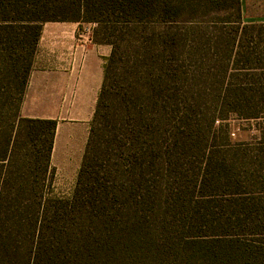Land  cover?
Returning <instances> with one entry per match:
<instances>
[{
    "label": "rangeland",
    "instance_id": "1",
    "mask_svg": "<svg viewBox=\"0 0 264 264\" xmlns=\"http://www.w3.org/2000/svg\"><path fill=\"white\" fill-rule=\"evenodd\" d=\"M80 1L0 0V264H264V28L238 26L232 0L81 14L116 43L104 113L124 143L97 145L76 194L19 112L28 25Z\"/></svg>",
    "mask_w": 264,
    "mask_h": 264
},
{
    "label": "crops",
    "instance_id": "2",
    "mask_svg": "<svg viewBox=\"0 0 264 264\" xmlns=\"http://www.w3.org/2000/svg\"><path fill=\"white\" fill-rule=\"evenodd\" d=\"M242 21L264 23V0H240ZM81 22L42 26L20 115L54 120L50 166L57 184L75 185L104 81L111 46L97 43Z\"/></svg>",
    "mask_w": 264,
    "mask_h": 264
},
{
    "label": "trees",
    "instance_id": "3",
    "mask_svg": "<svg viewBox=\"0 0 264 264\" xmlns=\"http://www.w3.org/2000/svg\"><path fill=\"white\" fill-rule=\"evenodd\" d=\"M78 15L74 18H57V17H51L47 19H36L35 23L33 25L28 26H34L30 28L34 29V35H33V43L34 46H37L40 33H41V25H38V22L42 21H74V22H81L84 21L81 17V14H84L86 16V21H92L96 22L99 25L103 24L105 20L97 19L94 17V15L91 14L93 10L100 11L102 8H107L108 11H111L113 14H116L117 20L112 21L111 23L121 21L122 19H125V21L130 22V17L135 16V12H138V16H143L145 13L149 12L152 13L151 10H156L157 7H159L158 0H81L80 3H78ZM230 12L231 16L234 15V18L236 19L234 22L238 24V26H241L240 24H243L242 21V15H241V1L240 0H232V5L230 6ZM90 14V15H89ZM137 16V15H136ZM247 27H260L264 28V23L261 24H252V25H244L242 28ZM97 31V30H96ZM98 32V31H97ZM95 42L102 43V44H108L113 47L111 50V54L107 59V62L105 64V73H104V81L101 88V92L99 95V99L97 102V107L95 110V114L91 123L89 138L87 141V145L85 148V153L83 156L82 164L79 169L76 183H75V193L79 194L83 189H85L88 181V174H89V168L92 167L93 161L96 157V148L97 145L102 141L104 144L108 143V146L110 147L111 144H116L119 142V146H121L124 143V140L119 137V131L117 129V126L114 125L113 130H106L107 123L106 120L108 118V115L104 113V110L106 107H108V90H109V80L110 75L112 71V66L114 64V58L116 55V43L109 39V36L107 37H101V38H95ZM237 47V50L241 47L240 40H236L234 43ZM239 47V48H238ZM264 66V64H263ZM31 66L27 69V75L22 87V93H21V101L23 99L25 87L27 84L28 75L30 72ZM260 69L263 71L264 67H260ZM255 89V88H254ZM256 90V89H255ZM262 90V88H261ZM263 92V91H262ZM20 113V112H19ZM19 117L21 118L22 122H25L28 124L29 129L27 130V140L30 142L34 141H42L43 143H46V149H45V165L46 170L48 169L51 174L53 173V169L50 166V159H51V153L53 148V139L56 131L57 123L54 120H47V119H30V118H24L19 114ZM117 121H125L124 128L125 130H129L130 122L129 117L127 118H116ZM106 130V131H105ZM127 132L125 133L126 136ZM122 135V133H121ZM203 259H206V256H201Z\"/></svg>",
    "mask_w": 264,
    "mask_h": 264
},
{
    "label": "built area",
    "instance_id": "4",
    "mask_svg": "<svg viewBox=\"0 0 264 264\" xmlns=\"http://www.w3.org/2000/svg\"><path fill=\"white\" fill-rule=\"evenodd\" d=\"M84 31L87 33L91 32L90 29H85Z\"/></svg>",
    "mask_w": 264,
    "mask_h": 264
}]
</instances>
